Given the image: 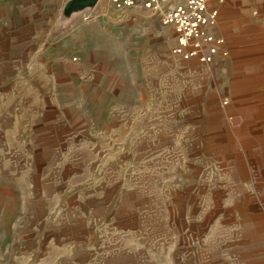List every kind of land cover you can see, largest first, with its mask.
<instances>
[{
  "label": "rangeland",
  "instance_id": "1",
  "mask_svg": "<svg viewBox=\"0 0 264 264\" xmlns=\"http://www.w3.org/2000/svg\"><path fill=\"white\" fill-rule=\"evenodd\" d=\"M73 1L0 51V264H264V0L210 1L221 63L141 4Z\"/></svg>",
  "mask_w": 264,
  "mask_h": 264
},
{
  "label": "built area",
  "instance_id": "2",
  "mask_svg": "<svg viewBox=\"0 0 264 264\" xmlns=\"http://www.w3.org/2000/svg\"><path fill=\"white\" fill-rule=\"evenodd\" d=\"M112 1L117 7L141 4L157 11L162 23L175 30L172 52L184 59L221 63L229 57L226 37L217 30L219 8L211 6V0H182L168 7L169 0Z\"/></svg>",
  "mask_w": 264,
  "mask_h": 264
},
{
  "label": "crops",
  "instance_id": "3",
  "mask_svg": "<svg viewBox=\"0 0 264 264\" xmlns=\"http://www.w3.org/2000/svg\"><path fill=\"white\" fill-rule=\"evenodd\" d=\"M73 2V0H0V51L12 52L20 47H23V51H26L27 48L37 47L39 45L38 41L28 40L31 36L38 35L34 30L38 27L37 23L46 20L50 26L60 15L61 6L68 7ZM76 2H78V6L72 7L71 10L79 9V4L84 5L82 0H76ZM22 14H25L26 19L20 21L17 17ZM25 22L28 23V29L33 31L32 34H25L20 31L25 27ZM12 27L16 28L15 31L11 30ZM51 34V32L48 33V35ZM30 234L32 233L26 227L23 230L16 227L10 233L1 236V243L9 245L11 249L8 253L14 255L17 250L16 247L20 251L27 250Z\"/></svg>",
  "mask_w": 264,
  "mask_h": 264
},
{
  "label": "water",
  "instance_id": "4",
  "mask_svg": "<svg viewBox=\"0 0 264 264\" xmlns=\"http://www.w3.org/2000/svg\"><path fill=\"white\" fill-rule=\"evenodd\" d=\"M82 3H83V4L86 3L85 0H82Z\"/></svg>",
  "mask_w": 264,
  "mask_h": 264
}]
</instances>
